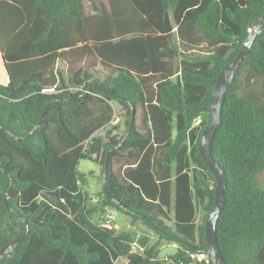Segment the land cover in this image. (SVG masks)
Here are the masks:
<instances>
[{
    "label": "trees",
    "instance_id": "trees-1",
    "mask_svg": "<svg viewBox=\"0 0 264 264\" xmlns=\"http://www.w3.org/2000/svg\"><path fill=\"white\" fill-rule=\"evenodd\" d=\"M263 13L264 0H0L9 77L0 84V248L24 230L4 207L10 185L17 196L9 204L29 225L0 264H112L100 261L98 251L106 253L90 236L74 241L76 224L46 211V203L17 202L21 194L76 187L81 226L109 237L127 264H212L207 254V262L194 257L206 248L215 189L198 143L219 73ZM58 61L66 76L56 72ZM99 66L107 70L102 79L94 74ZM114 104L125 135L134 111L126 137L111 126ZM211 154L226 180L220 253L227 264H264V32L226 93ZM81 160L99 164L101 177L106 166L98 208L86 205L93 199L84 190L88 175L77 170ZM109 208L178 248L165 260L157 245L133 252L129 232L92 222L91 212ZM78 230L76 237L85 234Z\"/></svg>",
    "mask_w": 264,
    "mask_h": 264
},
{
    "label": "rangeland",
    "instance_id": "rangeland-1",
    "mask_svg": "<svg viewBox=\"0 0 264 264\" xmlns=\"http://www.w3.org/2000/svg\"><path fill=\"white\" fill-rule=\"evenodd\" d=\"M56 72H61L64 76L67 75L66 67L62 62H58L56 65ZM107 70L102 67H98L95 71V76L102 79L105 77ZM115 108V118L111 123V126H118L116 130V134L122 138L125 135L126 127L124 125V119H121L123 114L120 111V107L118 104H114ZM100 134H104V131L99 132ZM77 170L80 173L87 174V184L84 187L85 192L92 198L93 200H86L87 207L98 208V202L101 200L99 196L101 188H102V177H101V166L94 162H90L88 160H81L77 165ZM93 173L92 175H90ZM264 179V175L261 177ZM79 188L76 187L74 189L59 192V191H46V190H38L34 193L33 196L29 197V194H21L18 197V205L26 208L32 203H36L35 205H39L40 203H46L47 207L46 211H56L60 213V215L64 218V222L76 224L69 228L72 239L77 243L83 244L88 243L90 237L101 247V249L106 253L103 254L98 251L100 257V261H105V263L109 260L112 264H127V259L124 257H119L114 253L112 248V241L109 237L104 235L101 232H96L88 228L87 226H81L80 218H79V204L74 199V196L78 194ZM17 196V194H16ZM15 196V198H16ZM48 215V214H47ZM172 216V212L170 214ZM91 220L97 227H105L112 230L115 234L127 231L133 237L132 251L133 252H141L142 249H139L141 243L146 244L145 246L148 248L153 245H157V255L161 259H167L169 255H171L177 248L178 245L172 242L166 241H158L157 236L152 233L149 229L144 227L141 223L136 222L132 223L131 219L127 216L116 212L113 209H106L105 213L102 214L95 209L90 213ZM45 217L40 218L43 221ZM202 211L200 207H197L196 210V221L198 223L201 222ZM46 220V219H45ZM79 224V225H77ZM167 224L172 225V221H167ZM57 226L56 224L54 225ZM54 227V228H55ZM81 228L84 230V235L81 234L79 237H76L75 234L79 233L77 229ZM61 232V230H59ZM87 232L89 235H87ZM90 236V237H88ZM79 239L81 240L79 242Z\"/></svg>",
    "mask_w": 264,
    "mask_h": 264
},
{
    "label": "water",
    "instance_id": "water-1",
    "mask_svg": "<svg viewBox=\"0 0 264 264\" xmlns=\"http://www.w3.org/2000/svg\"><path fill=\"white\" fill-rule=\"evenodd\" d=\"M262 32H264V13L259 19L252 23L251 28L248 32V36L245 39L242 48L235 56L234 60L220 71L210 95V122L208 126L202 131L198 143V152L202 158V161L211 171L215 180L213 208L212 211L207 215L204 224L206 248L202 251L204 254H207L209 256L212 264H227L220 253L216 240V225L224 207L223 194L226 185V180L222 167L212 157V140L216 131L221 126V109L225 100L226 93L229 87L231 86L242 62L244 61L245 57L249 54L250 48L255 42L256 37L259 36ZM133 115L134 111H132V117L126 135L130 132L132 128ZM41 124L42 121L40 119L36 127L40 126ZM0 129L5 130L1 125ZM10 136L11 138H14L13 135ZM17 140L20 141L21 138H18ZM2 165L3 161L0 157V170L2 169ZM105 179L106 166L104 167L102 173L103 188L105 187ZM16 194L17 191L13 189V187L10 185L9 190L6 192V195L3 199V203L6 210L10 211L15 217H17L24 223V230L22 234H20L17 238L6 243L0 248V260L8 259L12 256L17 246L25 239L29 229L27 220L22 215H20L15 209H13L9 204V200L14 199Z\"/></svg>",
    "mask_w": 264,
    "mask_h": 264
},
{
    "label": "crops",
    "instance_id": "crops-1",
    "mask_svg": "<svg viewBox=\"0 0 264 264\" xmlns=\"http://www.w3.org/2000/svg\"><path fill=\"white\" fill-rule=\"evenodd\" d=\"M58 62H60V61H58ZM57 62V63H58ZM57 63H56V65H57ZM62 64H64L63 62H62ZM65 65V64H64ZM65 67H66V65H65ZM56 68V67H55ZM9 82V77H8V75H7V72H6V70H5V67H4V65H3V61H2V57H1V53H0V84L1 85H6L7 83ZM119 106V105H118ZM115 109V108H114ZM172 212V211H171Z\"/></svg>",
    "mask_w": 264,
    "mask_h": 264
},
{
    "label": "built area",
    "instance_id": "built-area-1",
    "mask_svg": "<svg viewBox=\"0 0 264 264\" xmlns=\"http://www.w3.org/2000/svg\"><path fill=\"white\" fill-rule=\"evenodd\" d=\"M199 123H200V120H197V121L195 122V125H198ZM139 249H141V248L139 247ZM194 257H195V259H196L197 261H199V262H201V261H205V262H207V256H206V254H204L203 252H201V253L195 255Z\"/></svg>",
    "mask_w": 264,
    "mask_h": 264
}]
</instances>
